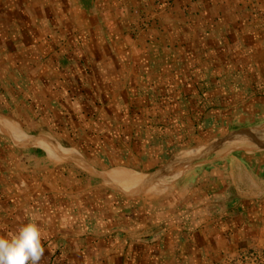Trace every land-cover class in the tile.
Listing matches in <instances>:
<instances>
[{
	"label": "crops",
	"instance_id": "obj_1",
	"mask_svg": "<svg viewBox=\"0 0 264 264\" xmlns=\"http://www.w3.org/2000/svg\"><path fill=\"white\" fill-rule=\"evenodd\" d=\"M205 52L215 64L242 70L246 86H258L239 100L253 102L260 119L236 129L264 120V0H0V122L73 148L101 172L156 173L180 151L236 129L166 161L134 154V167L116 154L88 158L63 143L51 124L28 119L35 115L27 99L50 110L70 89L77 100L56 106L61 116L62 108H85L92 127L120 130L112 116L121 117L157 70L182 72L205 62ZM92 89L98 95L90 99ZM81 93L98 105L82 103ZM32 143L0 129V234L38 217L46 249L40 264H212L248 242L249 228L254 243L264 240V150L184 156L168 185L131 195L121 191L126 184L109 182L113 189L99 173Z\"/></svg>",
	"mask_w": 264,
	"mask_h": 264
},
{
	"label": "trees",
	"instance_id": "obj_2",
	"mask_svg": "<svg viewBox=\"0 0 264 264\" xmlns=\"http://www.w3.org/2000/svg\"><path fill=\"white\" fill-rule=\"evenodd\" d=\"M204 54L205 62L185 67L182 72L170 67L157 70L158 77L137 89L132 105L123 109L121 117L112 116L115 127L117 124L120 126V130L115 132L92 127L90 119L86 118L85 108L76 111L62 108L66 115L61 116L62 111L56 106L64 107L61 104L70 105L77 100L76 96H70V89L60 94V97L64 96L63 100L54 98V106L50 110L40 111L38 106L43 104H38L37 98L28 97L29 108L37 117L28 119L51 124L48 128L60 141L77 146L88 158L99 157L104 152L111 156L116 154L121 161L131 162L130 166L134 167L140 166L133 164L134 154L142 159L158 157L166 161L183 148L198 145L201 140L210 141L225 136L232 129L260 119L253 117L256 115L253 102L242 104L239 100L257 92L258 86H246L241 79L242 70L221 62L220 65L215 64L208 60L209 52ZM228 56L232 59L231 54ZM90 92L91 96L81 93L82 103L95 107L98 105L96 101H89L85 96L93 99L98 92L95 89ZM83 115L85 118H82ZM102 117L98 116L99 123H103ZM134 146L140 153H136ZM106 159L111 158L106 156ZM110 165L112 163L106 161L105 166ZM252 232L249 228V241L240 247L250 253L257 245L250 239ZM226 259L223 254L215 255L212 264H223Z\"/></svg>",
	"mask_w": 264,
	"mask_h": 264
},
{
	"label": "bare ground",
	"instance_id": "obj_3",
	"mask_svg": "<svg viewBox=\"0 0 264 264\" xmlns=\"http://www.w3.org/2000/svg\"><path fill=\"white\" fill-rule=\"evenodd\" d=\"M0 129L5 133H7L8 135H10L11 137H13L20 144L26 145V144H30L31 142H36L32 144L40 145L42 147L44 146L43 148L46 150V152H48L47 151L48 149L56 159L71 160L82 167L92 169L91 165L80 154V152H78L73 148H66L60 145L57 141L56 143L49 139L44 141H37L36 139H32V137L28 136V134H26L22 130L17 129L15 127L4 126L1 122H0ZM234 132L236 131H233L232 133ZM237 132H241V133L239 134L230 133L227 137L215 139L214 141H211L206 145L199 146L193 149L180 151L162 169H160L158 172L152 175H145L144 173L136 172L133 170H124V169H113L106 172H101L96 169L94 170L98 172L104 180L106 179L108 182L106 180L105 182H107L111 187L114 186H112L109 182L124 183L128 186L119 184L120 186L124 187V189L122 190L119 189L123 192H127L131 195H144V192L153 195V193L158 191V188L160 187L162 188L167 184V183L166 184L163 183L167 181V177L169 176L170 172H172L174 167L180 165V163L182 162V160H184V158H188V160L191 159L194 156L193 155L194 153L200 154L201 152L207 150L210 152L214 151L218 153V156H224L228 154L230 151L234 150L235 148H245L246 150L251 149L250 151L258 150V149L262 150L261 148H264V125L248 130L237 131ZM254 140L259 141L260 144L251 143V141ZM37 142L41 143L42 145L38 144ZM196 156L199 155H195V157ZM130 186L133 187L134 189L143 191V193L136 192L135 194H132L130 192V189H128V187Z\"/></svg>",
	"mask_w": 264,
	"mask_h": 264
},
{
	"label": "clouds",
	"instance_id": "obj_4",
	"mask_svg": "<svg viewBox=\"0 0 264 264\" xmlns=\"http://www.w3.org/2000/svg\"><path fill=\"white\" fill-rule=\"evenodd\" d=\"M44 233L38 217L30 216L0 234V264H40L45 255Z\"/></svg>",
	"mask_w": 264,
	"mask_h": 264
},
{
	"label": "rangeland",
	"instance_id": "obj_5",
	"mask_svg": "<svg viewBox=\"0 0 264 264\" xmlns=\"http://www.w3.org/2000/svg\"><path fill=\"white\" fill-rule=\"evenodd\" d=\"M261 124H264V120L249 127H254ZM206 142L207 141L201 140L199 144L201 145ZM205 161L206 158L204 160H201L200 163ZM240 247L241 245L236 246L234 248L235 251L233 253L227 254V259L224 261L223 264H264V240L259 243V245L255 246L253 253H250L246 248L241 249Z\"/></svg>",
	"mask_w": 264,
	"mask_h": 264
},
{
	"label": "water",
	"instance_id": "obj_6",
	"mask_svg": "<svg viewBox=\"0 0 264 264\" xmlns=\"http://www.w3.org/2000/svg\"><path fill=\"white\" fill-rule=\"evenodd\" d=\"M261 125H264V124H261ZM261 125H257V126H254V127H243V128H240V129H236V130H241V129H247V128H255V127H259V126H261ZM236 130H233V131H236ZM233 131H231L230 133H232ZM229 133V134H230ZM228 134V135H229ZM227 135V136H228ZM226 136V137H227ZM223 138H225V137H223ZM251 143H258V144H260L259 143V141H256V140H254V141H251ZM237 150H245V149H234V150H232V151H230L228 154H230V153H232V152H234V151H237ZM262 150H264V149H262ZM262 150H255V151H251V152H256V151H262ZM245 151H247V150H245ZM228 154H226V155H228ZM212 154H210V155H208V156H206V157H203V158H201L200 160H197L196 162H198V161H201V160H204L205 158H207V157H209V156H211ZM226 155H224V156H226ZM65 160V159H64ZM71 161V160H70ZM91 167H92V169L91 168H89V169H91V170H93L94 172H96L94 169H96L95 167H93L92 165H91ZM97 170V169H96ZM156 172V171H155ZM96 173H98V172H96ZM152 174H154V172L153 173H149L148 175H152ZM111 188H113V187H111ZM113 189H115V188H113ZM126 194V193H125ZM127 195H129V194H127Z\"/></svg>",
	"mask_w": 264,
	"mask_h": 264
}]
</instances>
